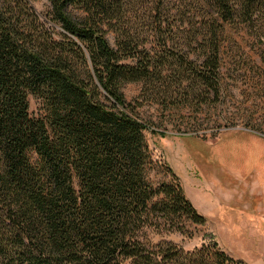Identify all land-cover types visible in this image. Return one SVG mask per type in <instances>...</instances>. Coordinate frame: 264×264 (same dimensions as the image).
<instances>
[{"label":"trees","instance_id":"16d2710c","mask_svg":"<svg viewBox=\"0 0 264 264\" xmlns=\"http://www.w3.org/2000/svg\"><path fill=\"white\" fill-rule=\"evenodd\" d=\"M31 1L0 0V264H233L215 244L148 241L205 219L177 182L149 183L147 126L122 89L217 99L220 40L262 43L264 0H48L51 26Z\"/></svg>","mask_w":264,"mask_h":264},{"label":"rangeland","instance_id":"374dc122","mask_svg":"<svg viewBox=\"0 0 264 264\" xmlns=\"http://www.w3.org/2000/svg\"><path fill=\"white\" fill-rule=\"evenodd\" d=\"M30 3L51 26L48 0ZM106 38L114 47V35L108 32ZM220 46L222 86L217 99L208 91L207 103L193 100L177 107L170 99L175 86L160 100L146 93L143 83L122 89L147 126L149 183L157 187L177 182L205 219L202 226L190 225V238L148 232V241L171 242L184 251L215 244L233 264H264V41L246 30L227 29ZM29 114H42L36 97H30Z\"/></svg>","mask_w":264,"mask_h":264}]
</instances>
